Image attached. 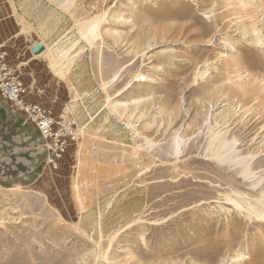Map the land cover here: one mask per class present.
I'll list each match as a JSON object with an SVG mask.
<instances>
[{
  "label": "rangeland",
  "instance_id": "rangeland-1",
  "mask_svg": "<svg viewBox=\"0 0 264 264\" xmlns=\"http://www.w3.org/2000/svg\"><path fill=\"white\" fill-rule=\"evenodd\" d=\"M6 11L48 45L65 104L35 103L75 134L57 170L38 140L0 176V264H264V0Z\"/></svg>",
  "mask_w": 264,
  "mask_h": 264
},
{
  "label": "crops",
  "instance_id": "crops-1",
  "mask_svg": "<svg viewBox=\"0 0 264 264\" xmlns=\"http://www.w3.org/2000/svg\"><path fill=\"white\" fill-rule=\"evenodd\" d=\"M0 46L7 52L8 65L20 76L26 101L33 104L41 101L39 103L47 107L65 104L56 100L52 93V86H58L59 82L56 74L45 69L48 45L44 41H34L13 12L0 13ZM32 136H39L37 130L0 98V176L10 178L17 168L24 169L21 157L32 153L37 149L35 141H41L39 137L33 140Z\"/></svg>",
  "mask_w": 264,
  "mask_h": 264
},
{
  "label": "built area",
  "instance_id": "built-area-1",
  "mask_svg": "<svg viewBox=\"0 0 264 264\" xmlns=\"http://www.w3.org/2000/svg\"><path fill=\"white\" fill-rule=\"evenodd\" d=\"M7 52L0 46V98L19 112L25 123L31 124L38 132L45 148V166L54 171L59 167L67 143L74 136V124L67 120L55 119L39 104L25 100L26 90L18 72L6 61Z\"/></svg>",
  "mask_w": 264,
  "mask_h": 264
},
{
  "label": "bare ground",
  "instance_id": "bare-ground-1",
  "mask_svg": "<svg viewBox=\"0 0 264 264\" xmlns=\"http://www.w3.org/2000/svg\"><path fill=\"white\" fill-rule=\"evenodd\" d=\"M246 96V95H245ZM243 102V101H242ZM240 106V105H239ZM241 112H242V110H241ZM235 116V115H234ZM248 121V120H247ZM227 130V129H226ZM227 132V131H226ZM215 135V134H214ZM219 135V134H218ZM228 137V136H227ZM183 139V138H182ZM180 140V139H179ZM254 140V139H253ZM212 141L214 142V141H217L218 143V145H219V147H220V149H222V150H224L225 152H229L231 155L232 154H234V156L236 157V164L237 165H239V166H241L242 168H243V170H242V175H243V177L245 178V176L246 177H248V178H250V177H252L253 176V172H252V170H251V168H250V164H251V158H249V157H243V158H241V157H239V156H237L236 154H237V149L235 148V141H231V142H229V141H227V140H225V139H219V138H217L216 136H213V138H212ZM252 141V140H251ZM180 145H182L181 144V142L180 141H178V140H176V142H175V147H176V150H177V152H178V150H179V148H180ZM219 149V150H220ZM221 151V150H220ZM223 152V151H222ZM262 179V178H261ZM257 180V179H256Z\"/></svg>",
  "mask_w": 264,
  "mask_h": 264
}]
</instances>
